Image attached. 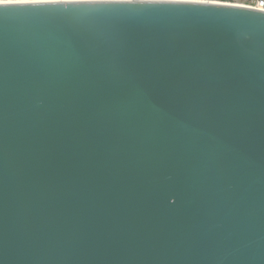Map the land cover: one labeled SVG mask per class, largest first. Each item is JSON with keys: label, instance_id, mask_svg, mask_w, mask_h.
<instances>
[{"label": "water", "instance_id": "1", "mask_svg": "<svg viewBox=\"0 0 264 264\" xmlns=\"http://www.w3.org/2000/svg\"><path fill=\"white\" fill-rule=\"evenodd\" d=\"M0 264H264V14L0 6Z\"/></svg>", "mask_w": 264, "mask_h": 264}, {"label": "snow or ice", "instance_id": "2", "mask_svg": "<svg viewBox=\"0 0 264 264\" xmlns=\"http://www.w3.org/2000/svg\"><path fill=\"white\" fill-rule=\"evenodd\" d=\"M157 3H189L207 10L223 11L230 9H242L247 14H264V7L256 8L252 4H239L230 0H205V2H191V0H41V2L5 3L0 6L4 8L39 9L49 5H135V4H157ZM264 5V0H260Z\"/></svg>", "mask_w": 264, "mask_h": 264}, {"label": "built area", "instance_id": "3", "mask_svg": "<svg viewBox=\"0 0 264 264\" xmlns=\"http://www.w3.org/2000/svg\"><path fill=\"white\" fill-rule=\"evenodd\" d=\"M15 2H29V0H15ZM248 4H252V6L256 8L264 7V5L260 3V0H249Z\"/></svg>", "mask_w": 264, "mask_h": 264}, {"label": "clouds", "instance_id": "4", "mask_svg": "<svg viewBox=\"0 0 264 264\" xmlns=\"http://www.w3.org/2000/svg\"><path fill=\"white\" fill-rule=\"evenodd\" d=\"M29 2H41V0H29ZM191 2H205V0H191ZM5 3H15V0H0V5Z\"/></svg>", "mask_w": 264, "mask_h": 264}, {"label": "rangeland", "instance_id": "5", "mask_svg": "<svg viewBox=\"0 0 264 264\" xmlns=\"http://www.w3.org/2000/svg\"><path fill=\"white\" fill-rule=\"evenodd\" d=\"M230 2L239 3V4H248V1L247 0H232Z\"/></svg>", "mask_w": 264, "mask_h": 264}, {"label": "trees", "instance_id": "6", "mask_svg": "<svg viewBox=\"0 0 264 264\" xmlns=\"http://www.w3.org/2000/svg\"><path fill=\"white\" fill-rule=\"evenodd\" d=\"M230 1H232V0H230ZM247 1H249V0H247Z\"/></svg>", "mask_w": 264, "mask_h": 264}]
</instances>
